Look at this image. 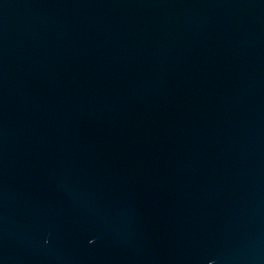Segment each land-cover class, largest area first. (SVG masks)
I'll return each instance as SVG.
<instances>
[{
    "label": "water",
    "instance_id": "obj_1",
    "mask_svg": "<svg viewBox=\"0 0 264 264\" xmlns=\"http://www.w3.org/2000/svg\"><path fill=\"white\" fill-rule=\"evenodd\" d=\"M0 264H264V0H0Z\"/></svg>",
    "mask_w": 264,
    "mask_h": 264
}]
</instances>
